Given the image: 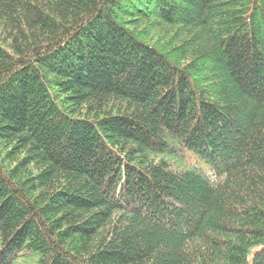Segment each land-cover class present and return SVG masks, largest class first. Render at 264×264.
<instances>
[{
    "label": "trees",
    "instance_id": "obj_1",
    "mask_svg": "<svg viewBox=\"0 0 264 264\" xmlns=\"http://www.w3.org/2000/svg\"><path fill=\"white\" fill-rule=\"evenodd\" d=\"M0 264H264V0H0Z\"/></svg>",
    "mask_w": 264,
    "mask_h": 264
},
{
    "label": "rangeland",
    "instance_id": "obj_2",
    "mask_svg": "<svg viewBox=\"0 0 264 264\" xmlns=\"http://www.w3.org/2000/svg\"><path fill=\"white\" fill-rule=\"evenodd\" d=\"M193 161V159L191 158V159H189V161L188 162H192Z\"/></svg>",
    "mask_w": 264,
    "mask_h": 264
}]
</instances>
